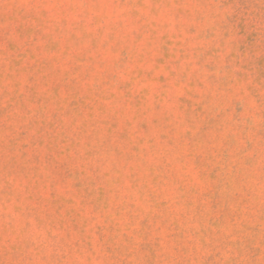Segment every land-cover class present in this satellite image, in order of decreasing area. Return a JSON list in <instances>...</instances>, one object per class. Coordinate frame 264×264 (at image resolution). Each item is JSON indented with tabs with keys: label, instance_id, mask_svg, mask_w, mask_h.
I'll use <instances>...</instances> for the list:
<instances>
[{
	"label": "rangeland",
	"instance_id": "1",
	"mask_svg": "<svg viewBox=\"0 0 264 264\" xmlns=\"http://www.w3.org/2000/svg\"><path fill=\"white\" fill-rule=\"evenodd\" d=\"M0 264H264V0H0Z\"/></svg>",
	"mask_w": 264,
	"mask_h": 264
}]
</instances>
